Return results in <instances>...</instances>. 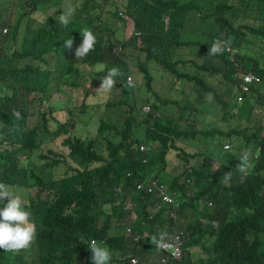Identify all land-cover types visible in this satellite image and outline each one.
Segmentation results:
<instances>
[{
	"label": "clouds",
	"instance_id": "9594fccd",
	"mask_svg": "<svg viewBox=\"0 0 264 264\" xmlns=\"http://www.w3.org/2000/svg\"><path fill=\"white\" fill-rule=\"evenodd\" d=\"M32 1L27 0L26 4ZM54 1L60 2L61 8L49 13L44 11L42 21L56 16L58 18L56 26L47 29L44 24L41 41L21 60V64L42 70L40 76L42 82L48 78L47 98L39 97L36 91H32L34 88L24 89L23 85H18L19 74L9 72L0 77L1 97L23 99L26 102L25 107L41 115L46 113L45 118L48 122L53 121L62 110L68 113L72 110L74 112L72 116H77L74 120L76 125L68 134L54 137L55 142L61 139V143L58 144L60 146H63L66 137L80 141L96 138L102 126L101 119L118 110L123 104L125 109L122 111L128 115L131 114L129 110L139 111L151 118L155 125L161 121L167 127L165 159L169 168L165 171L166 183L162 182L165 175L157 173L156 178L151 176L150 172H144L145 177L134 182L133 190L126 192L121 187L117 188L119 198L115 205L126 209L123 217L120 218L109 207L101 209L100 215L92 219L90 228L93 231L87 237H79L78 226L73 222L67 224L68 229L65 233L56 231L55 248L51 253L45 254L44 259L50 260L48 264H193L189 262L190 256L198 251L205 257L200 264H264L252 258L224 260L225 255L219 254L211 245L220 242L216 236L204 234L210 239L200 240L199 234L196 233L194 236L191 228L200 225L204 231L208 229L219 231L223 225L240 221L232 207L239 206L246 198H250L252 204H256L260 197L264 196L262 163L261 168L256 169L257 164L261 162L259 151L252 145H250L252 148L240 150L239 148L245 146L242 142L245 139L239 136L245 133L241 132V135L232 133L233 129H259L264 136V0H261L262 9L239 5L240 0H197L198 3L195 4L202 7V12L196 13L197 7L192 6L181 28V32L190 37L183 40L182 46L175 40L169 44L164 43L156 51L148 47L151 42L136 29L127 12L120 11L119 17L116 15L117 19L113 21L107 17L106 9H103L101 16L111 21V24L102 23V18L99 23L97 20L96 24L94 22L81 24L78 20L85 14L84 5L94 0H83L84 3L81 0H74L75 6L71 8L67 7L72 6L70 0ZM185 2L186 0H174L171 10L176 14L180 13ZM93 11L98 13L94 9ZM57 12L58 14H55ZM234 12L241 17L239 26L242 29L238 34V47H233L225 40H219L216 35L213 37L205 35V31L211 29L210 26L214 27L212 23L224 21ZM91 13L92 11L86 14L88 18H93L90 16ZM16 15L8 18V22ZM208 15L211 17L206 19ZM119 19L121 21L117 25H112ZM73 20H76L75 24L72 23ZM197 20L209 23L208 30L199 29ZM123 22L127 23L125 27ZM25 23L26 21L22 24ZM32 25L36 26V21ZM59 25L61 28H58ZM101 25L121 32V41L113 44L112 48L109 47L105 41L110 42L111 31L106 29L102 34L99 31ZM191 30H199L204 36L193 38ZM17 33L13 40L11 30L6 26H0L2 51L9 50L7 53H10L11 50H16L21 43L19 30ZM10 38L13 40L9 45L11 49L7 48ZM112 39L114 40V37ZM199 40L202 44L191 53L192 46ZM183 48L189 49V52L181 50ZM240 49L244 52L239 55L250 59H245L240 64L236 63L237 66L245 61H251L261 70L251 72L242 68L243 72L237 75L235 85L230 87L231 97L237 103L230 111L224 113V118L227 119L221 124L220 106H225L215 92H206L197 86V73L190 65L191 60L207 67L220 65L216 56L223 54L225 50L235 56ZM1 50L0 63L2 57L7 55ZM179 60L190 62L183 66L178 64ZM13 61L18 66V62L15 59ZM78 66H83L82 75L74 73V68ZM69 71L72 72L68 74ZM201 74L205 78L211 77L209 72ZM22 78H34L39 83L37 76L23 75ZM72 82L77 84L72 85ZM177 83L181 88L176 87ZM81 84L84 90L91 91L88 97L79 89ZM219 91L218 94L225 104L231 105L228 94L222 96V90ZM64 97L66 99H63ZM90 97L91 103H88ZM57 98L60 99L52 101ZM96 98L102 102L100 105L94 102ZM209 98L219 103L220 115L217 120L200 121L199 117L209 115L207 108ZM246 99L249 101L247 105L249 119L244 118L246 120L243 121L234 114ZM100 108L103 110L102 115L92 130L87 126L86 122L89 119L87 116L92 115V109ZM14 116L17 120L22 118L20 112H15ZM229 118L237 119V126L232 125ZM83 127H86L87 131L83 132ZM57 129L52 127V132ZM230 137L239 139L243 145L232 143ZM160 148V143L155 141L149 144L143 141L139 146L142 153ZM254 148L255 152L252 153ZM101 149L106 156L107 148L102 146ZM236 150L239 152L236 159L233 160L230 155L227 161H219L223 154L233 151L232 154L236 155ZM205 161L221 167L222 177L214 186V190L197 187V184H193L188 178V171L200 169ZM143 163L146 164L147 159ZM63 170V173H59ZM66 172L60 167L54 177L62 178ZM47 173L48 171L40 169L33 181L53 182L54 179ZM131 175L129 173L128 177ZM174 182H177L178 186H174ZM183 187L194 189L192 192H186L188 197L195 198L193 206H185L183 200L185 193L181 194L179 191V188ZM35 188L37 187L29 190L20 188L12 190L11 186L0 182V204H4V207L0 208V250L18 253L33 247L36 261L30 251L31 256L24 258L25 264H29L28 262L44 264L45 261L37 256L35 248L38 241V223L36 218H31V212L26 210V207L30 208L28 197L34 195L32 191ZM226 190L231 195L230 199L223 198ZM50 207L40 208L41 212ZM105 214L109 219H104ZM186 224L192 225L191 231L185 227ZM65 242L69 244L65 246ZM222 243L238 249V252L239 249L246 248L240 245L237 238L231 237L226 242L222 238L220 252L223 251ZM214 254L218 255L215 259L212 256ZM236 254L237 252H233L230 256Z\"/></svg>",
	"mask_w": 264,
	"mask_h": 264
},
{
	"label": "trees",
	"instance_id": "16d2710c",
	"mask_svg": "<svg viewBox=\"0 0 264 264\" xmlns=\"http://www.w3.org/2000/svg\"><path fill=\"white\" fill-rule=\"evenodd\" d=\"M24 1L20 0L18 4L22 5ZM173 1L128 0L125 7L116 8V13H113L110 8L106 9V13L107 17L114 21L117 19L116 15L119 17L118 13L120 11L124 10L127 12L136 29L141 31L143 36L151 42L148 47L156 51L164 43L169 44L170 41L175 40L182 46L183 40L190 37V35L187 36L181 32L190 8L192 6L197 7L196 13L202 12V7L195 4L197 0H186L183 11L176 14L171 10ZM49 3L53 5L54 0H49ZM238 4L257 9L263 8L261 0H240ZM10 6V0H1L0 26H6L11 30L14 35L13 40L19 30L21 43L16 47L14 53H7V55L2 57L0 77L5 75L6 72L19 74L17 78L18 85H23L24 89L34 88L32 91H36L39 97L45 99L48 96V78H45L44 82H42V78H40L42 70L21 64V60L26 56L27 52L33 50L41 41L43 25L46 24V28L50 29L56 26L58 18L53 16L42 21L44 18L42 13L46 9V4L44 0H33L32 5L29 4L27 6L30 9L26 14L22 10L21 13L23 14H20V16L16 15L12 21L8 22V17L5 15L9 13ZM55 14H58V12ZM22 17L26 20L24 25L22 24ZM101 17L97 18L98 23ZM210 17L211 15H208L206 19ZM240 20V15L234 12L231 17L224 21L212 23L214 31H205V35L210 37L216 35L219 40H225L233 47H238V34L242 29L239 26L241 25ZM35 21L36 26L32 25ZM75 21L73 20L72 23L75 24ZM102 23H104L103 20ZM19 24L20 28H18ZM58 28H61V25ZM210 28L213 27L210 26ZM106 29L111 31L114 37V40H109L111 43L105 41L112 48L113 44L121 41V32L103 25L100 26L99 31L103 34ZM191 36L196 38L204 35L199 30H191ZM201 44L200 40L197 41L192 46L191 53ZM7 48L11 49L9 45ZM243 52L244 50L240 49L237 55L232 56L225 50L223 54L216 56L220 65L207 67L199 65L195 60H191L190 64L196 69L197 86L206 92H215L222 104L227 106L225 101L221 99V95L218 94L220 93L219 90H222V96L228 94L230 98L229 103H232L230 108L237 103L231 97L232 89L230 87L232 88L235 85L234 82L238 78L237 75L243 72L242 68L251 72L261 70L255 62L251 61H245L240 66H237L241 61L250 59V57L239 55ZM14 59L18 62V66L14 63ZM189 62V60L188 62L179 60L178 64L185 66ZM82 67L74 68V73L82 75ZM70 72L72 71H69L68 74ZM201 72H209L211 77L205 78ZM23 75L28 77L37 76L39 83L34 78H22ZM19 77H21L20 81L22 84L19 83ZM187 81L189 82L190 80ZM75 84L77 82H72V85ZM176 87L181 88L178 83ZM84 94L88 97L91 91L87 92L84 90ZM94 95H97V93H94ZM94 102L98 105L102 103L99 98H96ZM248 102L246 99L244 104L234 114L235 117L240 120L249 119L247 113ZM25 106L26 102L23 99L13 100L11 97L3 99L0 94V182L11 186L12 190L19 188L29 190L37 187L32 191L34 195L28 197L30 208L26 207V210L31 212V218H36L38 223V241L35 246L38 257L44 259L45 254L52 252L55 248L56 231L65 233L68 229L67 224L71 222L78 226L79 237L83 238L92 233L93 230L90 228V224L94 217L100 215L101 209L111 207L115 214H118L120 218L123 217L126 209L115 205L116 200L119 198L116 190L120 187L126 192L133 190L134 182L145 177L143 175L144 172H150L151 176L156 178L157 173H161L163 176L165 175L162 182L166 183L164 181L167 177L165 171L168 170L169 164L165 159V148L167 147L168 139L165 135L167 127L161 121H158L155 125L151 118L139 111L129 110L131 114L128 115L122 111L125 109L122 104L118 110L101 119L100 123L102 126L96 138L80 141L66 137L63 140V146H60L54 141V137L68 134L71 128L76 125L74 120L77 116H72L74 112L70 110L68 113L66 110H62L53 121L48 122L45 118L46 113L41 115ZM15 112H20L22 118L17 120L14 116ZM232 116L230 115V117ZM32 118L35 120L30 125ZM52 127L58 129L52 132ZM241 132L245 133L239 136L241 139H245V141H242L245 146L239 149L256 147L261 159L256 169H260L262 163L264 172V136H262L259 129L232 130V133L236 135H241ZM189 136L192 137V134ZM246 138L249 139L246 140ZM143 141L148 144L152 141L159 142L161 148L142 153L139 146ZM102 146L107 148L106 156L101 149ZM232 152L221 155L219 161H227L230 155L233 160L236 159L239 152L236 150V155H233ZM254 152L255 148L252 149V153ZM145 159H147L146 164L143 163ZM201 166L200 169L188 171V178L192 180L193 184H197V187H207L210 190H214V186L219 183L222 177L221 167L209 161L203 162ZM60 167L67 171L66 175L62 178H55L54 174ZM40 169L48 171L47 175H50L54 181L51 183L34 182L33 178H36ZM129 173L132 174L130 177H128ZM173 185L178 186V183L174 182ZM193 190L192 187L179 188L181 194L185 193L183 200L187 207L194 205L195 198L186 195V192H192ZM228 197L230 199L231 195L226 190L223 198L228 199ZM2 207H4V204H0V208ZM42 207L50 208H45L41 212L40 208ZM231 209L238 215V220L240 221L223 225L219 231L212 229L204 231L200 225L191 227V224H186L185 227L190 231L192 228L194 236L198 233L200 240L210 239L204 234L216 236L220 242H215L214 245H211L219 253L222 238L225 242L231 237L237 238L240 241V245L246 247L239 249L240 251L236 256L227 258L223 256L224 260L240 257L243 259L252 258L264 263V196L260 197L256 204H252L251 199L246 198L239 206H234ZM41 214L43 217L39 218ZM103 217L104 219H109L107 214ZM64 244L67 246L69 242ZM222 246L223 250L228 251L229 246L227 244L222 243ZM30 248L21 250L18 253L0 250V264H25L24 258L31 256L30 251L34 258L33 247ZM49 261L45 260L43 263L48 264Z\"/></svg>",
	"mask_w": 264,
	"mask_h": 264
},
{
	"label": "rangeland",
	"instance_id": "374dc122",
	"mask_svg": "<svg viewBox=\"0 0 264 264\" xmlns=\"http://www.w3.org/2000/svg\"><path fill=\"white\" fill-rule=\"evenodd\" d=\"M19 0H11V6H10V11L9 13H7L5 16L8 17L9 19H11L14 15L16 14H23L21 13V11L23 10V12H25L24 14H26L28 12V10L30 8H28L27 6L29 4H26V1L25 0L22 5H19L17 4ZM83 1V0H81ZM45 4H46V9H44L45 12L49 13V12H52V11H55V10H59L61 8V4L60 2H57V1H54L53 5L51 3H49V0H44ZM69 3L72 4V6H67L68 8H71L73 6H75V1L74 0H70ZM84 3V1H83ZM128 3V0H94L93 2L91 3H87L84 5V11H85V14L82 15V18L78 20L79 23L81 24H88V23H91V22H94V24H96L97 20L99 19V17H101V14H102V11L103 9H107V8H110V10L113 12V13H116V8H120V7H123L124 5L126 6ZM32 5V3H30ZM76 7H80V6H76ZM207 8H209V6H206ZM93 9L98 12V13H94ZM92 11V13L90 14L93 18H88L87 17V13H90ZM124 11V10H123ZM125 12V11H124ZM105 13V12H104ZM23 18V17H22ZM98 18V19H97ZM102 20L104 21L105 24H111V21H109L108 19L106 18H103L101 17ZM26 20L23 19V22H25ZM121 21L120 19L115 21L114 23H112V25H117V23ZM197 22L199 23V29L201 30H208L210 24L207 23V22H201L199 20H197ZM121 23V22H120ZM127 25L126 22H123V27H125ZM100 28V26H99ZM214 31V27L211 28L209 30V32H213ZM110 33V32H109ZM113 36H111L110 34V39H112ZM11 44V38H10V41L7 43V45H10ZM3 48V46H0V50ZM181 50H186L189 52V49L187 48H183ZM2 51V50H1ZM9 50H4L2 51V53H7ZM14 50H11L10 53H13ZM185 53V51L183 52ZM1 58V57H0ZM79 89L81 91H84V86L81 84V86H79ZM60 98H57V99H54L52 101H56ZM63 99H66V97H64ZM74 100V98H72ZM88 103H91V97L88 98L87 100ZM218 107H219V103L215 100V99H212V98H209L208 101H207V108L209 109V115H206V116H203V117H199V120L200 121H206V120H210V119H213V120H217L220 113H221V121L219 123L222 124V122H226V119L224 118V113L227 112V111H230V105L229 107L225 106V107H222L220 106V113L218 111ZM102 108L100 109H92V115L91 116H87L89 119L87 120V126H90L91 129L93 130V126L95 125V123L98 121V119L101 117L102 115ZM230 119V118H229ZM35 119H31L30 121V125L33 124ZM246 120V119H244ZM243 120V121H244ZM230 122L232 125H235L237 126L236 124L238 123V120L237 119H230ZM226 124V123H225ZM228 124H226L227 126ZM87 131V128L86 127H83V132ZM230 140L232 141V143H236V145H243V143L237 139V138H234L232 139L230 137ZM57 144H60L61 143V139H58L56 141ZM177 164V163H176ZM63 171H60L59 173H63ZM22 193V192H20ZM233 252H237L238 253V249H235L233 248L232 246L229 247L228 251H221L219 254H223L225 256H230L231 253ZM213 258H217L218 255L217 254H214L212 255ZM190 260L189 262L191 261L193 264H200L202 263L204 260H205V257L203 256L202 253L196 251V252H193L190 256ZM29 264H36V263H32V262H28ZM13 264H19V263H13Z\"/></svg>",
	"mask_w": 264,
	"mask_h": 264
}]
</instances>
